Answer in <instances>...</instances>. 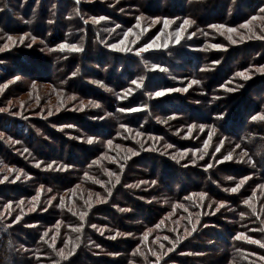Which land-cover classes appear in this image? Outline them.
Returning a JSON list of instances; mask_svg holds the SVG:
<instances>
[{
	"label": "trees",
	"instance_id": "1",
	"mask_svg": "<svg viewBox=\"0 0 264 264\" xmlns=\"http://www.w3.org/2000/svg\"><path fill=\"white\" fill-rule=\"evenodd\" d=\"M261 9L264 0H0V108L6 109L0 111V180L8 177L0 182V264H264ZM93 17L105 19L95 23ZM148 19L153 22L146 25ZM154 34L160 35L158 48L139 53ZM130 35L135 40L125 41L128 51L104 48L109 36ZM44 84L51 87L40 89ZM188 84L193 89L184 91ZM163 89L179 91L154 95ZM62 97L77 106L84 99L102 103L88 117L106 125L87 120L82 107L63 111L55 105ZM62 123L70 129H59ZM246 126L248 133H241ZM213 138L245 149L248 170L238 175L239 163L215 164ZM141 150L142 157L131 161ZM199 160L212 167L194 170ZM230 170L239 182L252 175L244 183L254 186L250 194L221 191L222 185L237 188L225 180ZM79 173L83 183L75 187L77 205L71 207L67 192ZM86 175L102 183L101 197L91 198ZM130 176L158 184V190L148 189L155 195L132 199L140 184ZM109 192L131 211L112 210L104 202ZM163 201L177 204L175 218L185 220L164 217L173 209L158 204ZM137 211H143L140 222ZM160 219L152 244L125 242L114 232L139 234ZM113 241L129 250L120 253Z\"/></svg>",
	"mask_w": 264,
	"mask_h": 264
},
{
	"label": "rangeland",
	"instance_id": "2",
	"mask_svg": "<svg viewBox=\"0 0 264 264\" xmlns=\"http://www.w3.org/2000/svg\"><path fill=\"white\" fill-rule=\"evenodd\" d=\"M77 13H78V11H77ZM91 21H93V19H91ZM100 21V20H99ZM99 21L98 22H95V23H99ZM104 21V20H103ZM106 21V23H108L107 22V19L105 20ZM154 21H157V20H154ZM87 22V21H86ZM145 24L146 25H149L150 23H152L149 19L148 20H145ZM88 23V22H87ZM168 23V22H167ZM144 24V23H143ZM144 24V26H146ZM170 25H171V23H170ZM168 26H169V23H168ZM105 27H107V24H106V26ZM187 27H188V24L187 23H184V26H181V29L182 30H185V29H187ZM147 29V28H146ZM226 29V28H225ZM148 31H149V29H148ZM229 33H231V30H229L228 31ZM130 34H133L132 32H129ZM177 33H173V37L176 35ZM157 35V34H156ZM155 34L153 35V38L152 37H150V40H148V38L149 37H146L145 38V40H144V42H143V44H152L153 45V47L152 48H149L148 50H150V49H154V48H158V43L160 42V41H158L157 39H156V37H160V35H158V36H156ZM161 37H162V42H165L166 40H165V38H164V36L163 35H161ZM108 39H109V44H107V45H105L104 46V48H106V49H108L109 51H111V52H121L122 51V49H123V47L125 46V41H127L128 40V42L130 43V44H132L133 43V41L135 40L131 35L130 36H128V37H122V39L120 38V36H115V37H112V36H109L108 37ZM111 45H115L116 47L115 48H113V47H111ZM133 46V45H132ZM135 46V45H134ZM146 47V46H145ZM145 47H142L141 48V50H139L138 49V46L135 48V49H138V52L139 53H141L140 51H144L143 49L145 48ZM133 48V47H132ZM69 50H71V48H68ZM147 50V51H148ZM130 51H132V49L130 50ZM79 52H81V51H79ZM86 62V61H85ZM81 64H84V61L82 60V62H81ZM180 64H182V62L180 63ZM89 67V66H88ZM96 69H98V68H96ZM183 72H185V71H183ZM86 73L87 74H89V71L87 72L86 71ZM179 81H185V78H181V79H179ZM182 83H186V82H182ZM189 85L190 84H188V90H191V89H193V85H191L190 87H189ZM39 87H40V89H42V88H47V89H49L51 86H49V85H47V84H44V85H39ZM187 90V91H188ZM53 91H56L57 92V90H55V88L53 89ZM56 92H55V94H54V92H53V97H55L54 99H58L59 98V95L58 94H56ZM24 98H25V96H24ZM24 98H22V99H24ZM61 100L60 101H56L55 102V105H57V104H59V106H62V107H64L63 109V111H71V109L73 108V107H82V110H79V113H81V115L82 116H84L87 120H89V121H93V122H95V121H97V122H101V124H104V125H106L105 124V122H104V120L103 119H97V118H89L88 117V115H90L89 113H91L92 111H95V110H98L99 108H103V104L102 103H97L95 100H89V101H92L93 103H95V104H99V107H93L90 103H89V101L87 100V99H84V101H82L78 106H77V104H75V105H71L72 103H69L68 101H66V98H60ZM64 100V102H62ZM24 102H25V100H24ZM26 103V102H25ZM44 103V101H42V104ZM45 104V103H44ZM67 104V105H66ZM105 104H107V102L105 103ZM115 106V105H114ZM101 110H103V109H101ZM27 111H28V113H30L31 111L30 110H28L27 109ZM82 111V112H81ZM99 111V110H98ZM98 111H95L94 113H96V112H98ZM65 112V113H66ZM100 112V111H99ZM105 113H107L106 111H104ZM26 117V116H25ZM29 118H31V116H28ZM254 118V117H253ZM103 120V121H102ZM59 129H70L69 127H68V125L67 124H64V123H62V124H60L59 125ZM248 129V126H246V127H244L242 130H241V133H244V132H247L248 133V131H246ZM88 130V129H87ZM217 137L219 136V133L217 132ZM215 135V136H216ZM252 135H253V137H254V133L252 132ZM120 139L122 140V141H124L123 140V138H121L120 137ZM74 141V140H73ZM77 141L78 142H81L80 140H78L77 139ZM97 141V143H99L100 142V140L98 141V140H93V142H92V144L93 143H95ZM213 141H214V143H215V147H211L212 148V150H213V152H215L216 151V160H215V164H220V163H224V162H226V161H223V157H222V155H224L225 153L226 154H229V153H231V155H232V159L231 160H229V161H227V162H231V163H233L232 161H234V163L235 164H237V163H239V168L238 169H236V173L239 175V174H242V172H243V170H248V166H246L247 165V163H248V161L247 160H245V159H249V157L248 158H246V155H244V150L245 149H243L242 147L240 148H237L236 147V145L235 146H231V144H226V143H222L221 145H218L219 143H220V141H216V140H214V138H213ZM47 143H48V145H54V143H53V140L51 139V140H48L47 141ZM71 148H74V146L73 147H71ZM210 148V149H211ZM43 150H45L46 151V147H44L43 146ZM141 152H142V150L140 151V152H138V153H136V154H134L133 155V157H131V161H133L135 158H138V157H142L141 156ZM247 153V152H246ZM205 156V154H203V157ZM204 159V158H203ZM207 160V159H206ZM200 162H199V164H198V166H194L195 168H194V170L196 169V170H198V171H201V169H206V170H208V169H210L209 167H207V165H205V160H199ZM220 161H223V162H220ZM187 163H189V162H187V161H184L182 164V166H184V167H186L187 169H189V167L192 165V164H187ZM214 164V165H215ZM130 165V164H129ZM129 165L128 164H126L125 165V167H124V170L123 171H127V167H129ZM214 165H213V167H214ZM191 167H193V166H191ZM200 169V170H199ZM203 172H205V171H203ZM231 173H234L232 170H230V176L229 177H231ZM133 176V175H132ZM250 176H252V175H248L246 178H243V181H235L236 179H234V177H232L233 179H228V176H227V178H225V180L226 181H228L232 186H237V191L235 192V193H237V195H241V194H243L244 192H246V191H249L248 193L250 194V191L251 190H253V187L254 186H251L250 184L248 185V184H244L245 183V180L247 181V180H249L250 179ZM131 177V176H130ZM87 178V179H86ZM86 178H85V181H86V184H87V186H88V188H89V193H90V196H91V198H93L92 197V195L93 196H95V197H101L102 195H103V190H104V188H103V185H102V183L101 182H98V184L97 183H94L95 182V180H94V178L93 177H91V176H88V175H86ZM131 178H135V179H137V181L139 182V184H140V188H139V192H137V194H135V196L132 198V199H134V198H137V199H139V200H141V201H146L147 200V198H151V196H152V194H154V192H155V190H158V188H159V185L157 184V185H153V184H151L149 181H147L146 179H141V178H137V177H131ZM77 180V184L76 183H74V188H72V189H69L68 190V192H67V194L69 195V200H71L72 201V203H68V205L69 206H71V207H75L76 205H77V203L74 201L75 200V197L77 196V194H75V193H77L78 191L75 189V187H77V185H80V184H82L83 183V178H82V173H79V174H77V178H76ZM84 181V182H85ZM233 181H234V183H233ZM127 183V182H126ZM125 182H123V184H126ZM120 184V183H119ZM155 184H156V182H155ZM170 185L172 186L173 185V183H170ZM258 185L259 184H257L256 185V187H258ZM126 187H128V184H126L125 185ZM155 186V190L154 189H152V190H148V189H150L151 187H154ZM221 186H219V188H220ZM229 186H224V185H222V189H221V191L222 192H230V193H233L232 191H225V188H228ZM255 187V188H256ZM78 189V188H77ZM126 189V188H125ZM176 189H180V187L176 184ZM228 189H231V188H228ZM147 191H152V193H150V192H147ZM142 192H143V194H142ZM264 192V191H263ZM116 194L117 193H112L111 195H109V196H107V198L105 199V203L106 204H109V206L111 207V209L113 210H116V211H121V209H125V208H129V211H131V209H130V207H122L120 204H117V203H115L114 202V199H118V200H120V198H117L116 197ZM78 195H79V193H78ZM134 195V194H133ZM155 195V194H154ZM245 195H248V194H245ZM242 196V195H241ZM260 196H263V193L261 192V195ZM79 197H80V195H79ZM157 197H159L158 195H157ZM164 197V196H163ZM165 198V197H164ZM52 202V201H51ZM103 202V203H104ZM158 204H161V206L162 207H168V208H172L173 209V211H171L170 213H164L163 215H164V217H169V216H171V218L173 219V222L174 221H181V220H185V218L184 217H180L179 219H176L175 217H177V215L179 214V213H177L176 212V207L178 206L177 204H170V203H167V201H163V203H158ZM226 207H228V206H226ZM168 211V210H167ZM121 212H125V211H121ZM126 213V212H125ZM162 215V216H163ZM134 217L136 218V220L137 221H141L142 219H143V211H137L136 213H134ZM162 222H163V219L161 220H158V221H156V224L155 225H151V226H148L146 229H144L142 232H140L139 234H136V231H132V230H126V231H124V232H122V231H114V230H112L110 227V229H106V228H98V227H96V229H100V230H105V231H114V232H116V235H117V233H121V235H117L116 237H121L122 235L123 236H125V238H118V239H125V242L128 240V239H131V240H133V241H135V242H138V243H142L143 245L144 244H152L151 243V239H152V236H153V232L155 231V228H159V227H161L162 226ZM126 223H128L127 225H130L131 224V221L129 220V218H127V220H126ZM133 226V225H132ZM79 230H81V228L79 227L78 228ZM88 231L89 230H86L85 231V233H84V235H86L87 233H88ZM219 231H221L222 232V230H219ZM130 234V235H129ZM224 234V237H225V239H227L228 238V234L227 233H223ZM157 239L159 240L160 239V237H157ZM113 242H115V241H113ZM117 242V241H116ZM115 242V243H116ZM133 242H130L129 244H132ZM218 243L219 242H217V246H219L218 245ZM80 244H81V239L80 238H78L77 237V254H78V251H80ZM89 245H90V243H88ZM88 244H86V246L88 245ZM117 246H119L120 247V250H121V252L120 253H122V251H126L127 249L129 250V246L127 247L125 244H121V242L120 241H118L117 243ZM222 244V243H221ZM223 245V244H222ZM222 245H220V246H222ZM223 247V246H222ZM132 249V248H131ZM146 262L149 264V260H147L146 259ZM150 264H152V263H150ZM197 264H202V263H197Z\"/></svg>",
	"mask_w": 264,
	"mask_h": 264
},
{
	"label": "snow or ice",
	"instance_id": "3",
	"mask_svg": "<svg viewBox=\"0 0 264 264\" xmlns=\"http://www.w3.org/2000/svg\"><path fill=\"white\" fill-rule=\"evenodd\" d=\"M76 2L79 3L80 0H76ZM261 11L264 12V9H261ZM101 19H105V18H104V17H93V22H98V21L101 20ZM184 23H188V21L185 20ZM233 31H234V29H233ZM259 38H260V39H264V35H261ZM11 39H12V37H11V36H8V40H11ZM4 47H7V45L5 44ZM63 47H65V48L70 47L72 51H77V52H79V51H83V49H82L81 47H78V46H76V45H74V44H73V45H70V46H69L68 44H65ZM111 47L115 48L116 46H115V45H111ZM152 47H153L152 44H148V45H146V47H145L143 50H144V51H147L149 48H152ZM216 47H219V46H216ZM122 50H124V51H128V49H122ZM138 54H139V53H138ZM214 63H219V61H215ZM161 70H164V69H161ZM259 71H261L262 73H264V66H262V67L259 69ZM73 75H76V73H73ZM247 78L250 79L251 77L249 76V77H247ZM17 79H19V77H17ZM198 83H199V81H196V80H193V81L191 82V84H198ZM132 84L137 85V86H139V87H142V84H141L139 81H137V80H133V81H132ZM191 84L189 85V87L191 86ZM101 86H103V85H101ZM232 90H234V89H232ZM171 91H179V90H178V89H163V90H160V91H156V92L154 93V95H155L156 97H160V96H163V95H165L166 93L171 92ZM184 91H187V88H185ZM126 94H127V93H126ZM150 95H152V94H150ZM73 99H74V97H73ZM89 103H90L93 107H99V104H95V103H93L92 101H89ZM81 110H82V109H81ZM131 110H135V109H124V108L121 109V111H131ZM0 111H6V109L0 108ZM220 118H222V116H221ZM262 118H264V117H262ZM254 119H255V117H254ZM68 127H71V126L69 125ZM191 127L195 128V127H197V126H196V125H192ZM201 127H203V126H201ZM0 136H2V133H0ZM87 142L91 144V143L93 142V138H88ZM168 147H172V145H168ZM236 147L239 148L240 145H236ZM244 155H247V153H244ZM172 158H173V159H176L175 156H173ZM201 158H202V157H201ZM223 159H225V160H231V159H232V155H231V153H229L228 155H226ZM220 162H223V161H220ZM41 163H42V162H41ZM36 167L39 168V167H40V163H37V164H36ZM48 167L51 168L52 165L49 164ZM66 167H67V166H65V169H66ZM207 167L210 168V167H212V165L209 164V165H207ZM65 169H57V170H65ZM19 178H20L19 175H17V176L15 177V180H18ZM7 179H8V177H7V176H4V177L2 178V180H0V182H3V180H7ZM228 179L231 180V179H233V178H232V177H228ZM15 180H13V181H11V182H15ZM117 183H119V179H118V178H117ZM153 183H155V181H153ZM128 187H139V185H128ZM41 190L43 191V186H41ZM47 191H48V192H51L52 189H51V188H48ZM225 191L236 192V191H237V188H236V187H233V188H231V189L225 188ZM108 194L111 195V192H109ZM203 195H205V194H202V196H203ZM51 199H55V197L53 196V197H51ZM98 202H99V201H98ZM20 203H23V202L21 201ZM223 206H224V204H223V202H221V203L219 204V207H223ZM219 207L217 208V210H219ZM121 211H129V209H121ZM84 215H86V213H85ZM81 219H83V215L81 216ZM92 227H93V228H96V225L93 224ZM193 230H194V229H193ZM101 234H103V232H101ZM45 235H47V233H45ZM117 235H121V233H117ZM129 235H130V234H129ZM110 238H111V239H115V236L110 237ZM236 238H237V239H240L239 236L236 237ZM245 238H247V237H245ZM165 239H167V238H165ZM262 246H264V245H262ZM59 254L62 255V256L64 255L62 251H61ZM68 255H71V252H69ZM65 258H67V257H65ZM157 259H159V257H157Z\"/></svg>",
	"mask_w": 264,
	"mask_h": 264
}]
</instances>
